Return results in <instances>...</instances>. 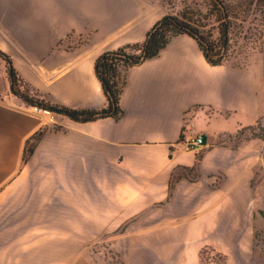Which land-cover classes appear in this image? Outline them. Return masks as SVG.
Instances as JSON below:
<instances>
[{"label": "crops", "instance_id": "1", "mask_svg": "<svg viewBox=\"0 0 264 264\" xmlns=\"http://www.w3.org/2000/svg\"><path fill=\"white\" fill-rule=\"evenodd\" d=\"M163 16L149 0H0V50L32 96L101 109L97 58L143 42ZM120 105L119 120L36 111L12 93L0 57V264H93L95 244L122 264H216L202 260L207 249L249 264L257 196L264 226V139L229 142L264 118V54L211 65L179 34L128 70ZM184 134L204 144L187 149ZM199 153L198 179L169 195L174 169Z\"/></svg>", "mask_w": 264, "mask_h": 264}, {"label": "trees", "instance_id": "2", "mask_svg": "<svg viewBox=\"0 0 264 264\" xmlns=\"http://www.w3.org/2000/svg\"><path fill=\"white\" fill-rule=\"evenodd\" d=\"M204 2V10L197 17L186 12L180 15L168 13L154 24L143 42L131 43L106 51L97 58L95 73L108 100L107 106L101 109H72L50 104L32 96L11 57L0 50V57L6 62L11 91L31 105L47 108L75 121L87 122L106 117L119 120L124 114L120 99L126 85L128 70L158 56L172 38L179 34H187L195 39L207 62L211 65L228 64L236 58L247 61L255 51L264 53V34L260 38L251 32L248 35L249 30H246V22L252 8L260 11L264 17V0H204ZM45 130L46 128L42 129L27 142L24 152L25 161L29 160L33 154ZM247 131H251V135H245ZM255 137L264 138V118L234 135L238 142L244 138ZM202 159L203 155L199 153L193 166L179 165L174 169L169 182V195L173 193L181 178H188L192 181L198 179ZM203 254L204 252L202 260L208 262L204 260ZM119 263L122 264L120 261Z\"/></svg>", "mask_w": 264, "mask_h": 264}, {"label": "rangeland", "instance_id": "3", "mask_svg": "<svg viewBox=\"0 0 264 264\" xmlns=\"http://www.w3.org/2000/svg\"><path fill=\"white\" fill-rule=\"evenodd\" d=\"M156 3L157 10L162 11L164 15L173 14L180 15L184 12L189 15L197 17L199 13L204 10V0H149ZM249 30L248 35L251 33L256 34V37L262 38L264 34V17H262L260 11L252 8L248 21L246 22V30ZM257 54H264L260 51H255L250 59L244 61L243 59H234L231 63L235 66H247L251 59ZM251 131H247L245 135H251ZM264 139V138H263ZM238 142V139L233 138L229 144L234 145ZM217 184V183H215ZM253 189L258 191L259 189V172L256 173L252 181ZM248 212L251 215V221L254 226V238H253V251L252 259L249 264H264V226L260 224V208L258 196L253 200L249 207ZM93 255V264H120L117 257L104 248L103 245L95 244L91 248ZM205 261H212L217 264L225 263L226 256L224 254L213 252L211 250H205L203 254Z\"/></svg>", "mask_w": 264, "mask_h": 264}, {"label": "built area", "instance_id": "4", "mask_svg": "<svg viewBox=\"0 0 264 264\" xmlns=\"http://www.w3.org/2000/svg\"><path fill=\"white\" fill-rule=\"evenodd\" d=\"M34 109L36 111H43L47 114H55L57 112L51 111L47 108L39 107L37 105H33ZM181 144L186 147L187 149H194L196 147L202 146L204 144V137L203 135H189V134H184L183 138L181 139Z\"/></svg>", "mask_w": 264, "mask_h": 264}]
</instances>
